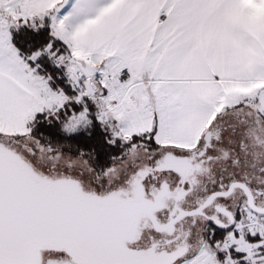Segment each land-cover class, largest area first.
Instances as JSON below:
<instances>
[{"label": "snow or ice", "instance_id": "1", "mask_svg": "<svg viewBox=\"0 0 264 264\" xmlns=\"http://www.w3.org/2000/svg\"><path fill=\"white\" fill-rule=\"evenodd\" d=\"M264 0H0V264H264Z\"/></svg>", "mask_w": 264, "mask_h": 264}, {"label": "crops", "instance_id": "2", "mask_svg": "<svg viewBox=\"0 0 264 264\" xmlns=\"http://www.w3.org/2000/svg\"><path fill=\"white\" fill-rule=\"evenodd\" d=\"M253 2V0H249V3H252ZM261 12H264V5H262L261 7H260V9H259Z\"/></svg>", "mask_w": 264, "mask_h": 264}]
</instances>
